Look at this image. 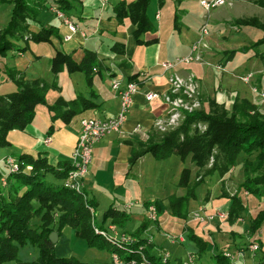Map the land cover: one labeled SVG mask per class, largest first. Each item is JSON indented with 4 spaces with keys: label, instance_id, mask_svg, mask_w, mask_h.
<instances>
[{
    "label": "crops",
    "instance_id": "0c3cea01",
    "mask_svg": "<svg viewBox=\"0 0 264 264\" xmlns=\"http://www.w3.org/2000/svg\"><path fill=\"white\" fill-rule=\"evenodd\" d=\"M42 1L43 10L37 17L38 23H32L29 30L37 33L41 25L57 29L59 36L52 38L50 44L54 48V41L59 42V49L54 50H61L66 53L64 45H73L72 57L75 62L80 61L84 49L93 51L97 57L98 68L92 73L91 80L88 81L81 72L69 74L67 71L60 73L54 80L50 65L46 69L45 74H39L35 78H28L24 73L16 70L14 62L12 65L3 61L1 64V76L3 75V78L6 77L8 83L10 81L5 74V72L7 73L6 69L15 71L18 75L17 78L21 76L25 80H42L50 88H52V83L55 81L56 85H54L53 89L57 90L61 95L57 99L66 102L65 105L55 112H49L46 107L38 106L36 110L39 109L38 112L41 111L40 114L43 117L39 119L35 114L33 122L24 131L9 133L8 140L11 135L12 137H17L18 135L20 142L9 141L12 145H15V148H6L8 152L3 158V162L5 158L11 157V152L13 151L15 155L22 153L42 154L52 165L64 162L70 163L71 154L78 139L76 136L71 145L67 137L70 129L74 128V122L79 124L81 119L89 118L91 114H94V117L105 119L113 118L118 113L119 100L111 90V81L113 79L121 80L122 85L132 80L137 84L138 93L133 97L132 106L125 122L121 126L120 132L109 136L107 141L98 145L94 150L95 155L94 159H92L94 167L92 171L89 170V175L93 176L89 184L94 187L101 185L112 189L115 186V181L122 183L124 180L126 181L130 174L133 176L132 169L147 155L131 165L129 164L131 150L134 149L137 152L138 144L142 140H150L158 134L154 127L155 122L160 119H166L170 112V108L164 102L147 103L144 95L149 92H168V80L173 75L195 79L198 85L201 110L208 111L211 101L230 110L235 100H246L257 106L260 112L261 110L264 111L260 107L261 99L254 97L251 92V88L252 90L261 91L264 87V44L258 45L264 37V0H225L223 5L225 8L222 10L212 15H206V13L201 12V14L197 13L195 16H193L196 12L192 11V2L199 4L200 0L198 2L197 0H151L147 12L148 16L156 24V32L143 36L141 39L143 43L136 42L133 35L136 27L133 24L127 19L118 22L115 18L114 7L116 4L122 1L130 3L134 0H72V15H64L76 25L77 30L74 33L69 31L66 23L55 16V11L58 10L57 0ZM199 7H201L200 4ZM4 9V7L0 6V15ZM239 20H254L256 23L238 25L236 22ZM204 24L207 25V28H210V31H208L207 35L201 36L200 28ZM190 27H195L197 32L192 31ZM183 41H188V43L185 44ZM197 42H201V44L197 54L199 59L195 63L180 64L166 71L161 68V63L172 62L175 58L187 55L191 46ZM230 42L234 43L231 44V47H227L225 44ZM241 43H246L251 48H254L256 54L250 53L249 56H246V58H252L250 66L244 68V72L251 75L250 80L247 79L248 81H246L250 85L243 83L242 88H237V82L232 78V74L242 70L243 63L234 62V68L232 69L230 65L232 64L233 52L241 49ZM44 45L48 46L49 44L21 42L19 48H25V51L29 50L31 53V50L34 51L35 49L40 54L42 50L39 48ZM77 47L81 54L75 58L74 54L78 51ZM229 48H232V50ZM25 51L17 52L20 56H24ZM36 56L39 57L38 55ZM6 60L8 59L6 58ZM115 75H118V78ZM80 79L82 80L81 87L75 89L72 86V88H68L69 92L67 95L63 93V81L69 80L75 84ZM107 81L109 82L108 85ZM47 139H49L48 143H46ZM105 168H107L109 174L103 171ZM234 169L235 167H232L229 173L222 177H217V182L226 181L225 183H227V179L233 176ZM215 176L213 177L215 178ZM208 179L210 181L207 182L205 180L203 185L211 183V177ZM105 183L109 185H105ZM238 191L231 193L221 189L223 196L227 197L234 196ZM86 193L96 203L95 200L99 198V195L94 194L92 190ZM175 195L178 197L184 195L183 189L176 191ZM206 200L210 201L208 197ZM148 202L150 204L157 203L158 205L160 203L145 201L143 202L145 209V204ZM163 203L165 209L159 213L158 226L156 225L157 227H155L157 231L161 232L163 231L160 226L167 223V220L173 219L170 214L168 200L166 199ZM123 206L124 203L122 208L118 209L114 204L109 205V207L119 211L123 210ZM201 206H203L202 203H199L198 207ZM220 217H223V215L220 214ZM162 220L165 221L163 222ZM181 223H185V221L181 220ZM182 233L188 235L190 243V230L188 232V229L183 227ZM247 233L244 237L230 235L228 238L223 239V236L221 238L223 240L220 241L219 245L220 251H217L216 244H211L213 256L218 253H222L225 257L229 255L230 257L227 258L230 259L232 264H248L245 260V257H248L251 264H259L261 253H251L246 250L248 244L251 243ZM257 237L258 235L255 236L254 240H257ZM185 243L186 240L183 236V242L180 245L183 246ZM190 244L196 249L194 243L191 242ZM159 250H161V247L153 245L152 254L156 255ZM262 250H264V247ZM192 257L199 261L196 255ZM171 261L172 263L169 262L170 264H182L179 257H171ZM195 264L202 263L198 262Z\"/></svg>",
    "mask_w": 264,
    "mask_h": 264
},
{
    "label": "trees",
    "instance_id": "16d2710c",
    "mask_svg": "<svg viewBox=\"0 0 264 264\" xmlns=\"http://www.w3.org/2000/svg\"><path fill=\"white\" fill-rule=\"evenodd\" d=\"M56 2L57 11H60L63 17L73 24L64 15H72V0ZM150 3L151 0H134L130 3L122 1L114 7L118 22L127 19L136 27L133 35L137 43H143L141 39L146 34L156 32V24L147 12ZM0 6L9 8L8 19L0 28V58H5L10 51L24 52L25 48H19L21 42L50 45L51 39L59 36L57 29L43 25L37 33L29 30L32 23H38L37 17L43 10L42 0H0ZM236 23L252 25L256 22L239 20ZM260 44H264V37L258 43ZM1 64L0 61V77ZM49 65L54 80L60 73L67 71L69 74L81 72L88 81L98 68L96 54L85 49L79 62H75L71 54L55 50ZM5 74L16 88L12 93L0 96V149L11 147L8 140L9 133L24 131L31 125L38 106H44L49 112H55L66 104L61 99H57L53 105L48 104L46 94L50 86L46 87L42 80H25L21 76L17 78L15 71L14 74L12 72H5ZM52 85L54 88L55 81ZM199 124L205 126L204 131L200 132L196 129ZM157 136L159 139L142 151L131 150L129 164L136 163L145 155H150L157 161L171 157L180 160L184 168L180 173L177 186L185 192L180 197L173 195L168 198L172 217L179 220H185L188 217L189 201L196 200L195 190L205 183V180L199 179L190 187L191 172L186 167V163L203 170L207 174L206 177L210 178L214 175L222 177L235 167L238 161L242 162L244 181L238 187L239 191L230 197L232 200L228 208V220L231 224L238 219L239 213L243 210L240 193L247 192L256 198L264 199V115L257 106L246 100H235L231 109L227 110L211 101L208 111L200 108L192 113H185L184 119L176 128ZM214 147L217 148V156L213 155ZM11 157L15 161L17 170L12 171L4 161L9 172L7 175H0V180H4V185L0 186V264L9 262L13 264H78L72 258L56 257L54 244L49 241L51 233L55 232L59 236V232L65 227L72 228L76 236L85 240L91 247L94 245L100 247L104 243L110 254L115 251L125 252V249H117L103 237L94 234L88 206L83 204L81 196L63 186V180L72 168L71 162L52 165L39 153L12 154ZM209 162L210 168L204 170ZM50 179L61 181L62 184L57 185ZM83 193L86 192L83 191ZM152 204L159 214L161 212L159 205ZM149 205L148 202L145 207ZM53 207L60 208L64 213L56 217ZM127 220L129 215L125 211L118 212L113 207H109L103 213L99 224L95 223L93 228L103 230L107 221H109L108 225L121 226ZM263 223L264 211H260L250 221L245 231L248 232L247 237L251 240L248 246L256 244L258 249L255 253H261L259 264H264V250L260 241L254 238L258 235ZM147 225L144 222L134 232L122 231L118 232V236L125 234L135 239L133 243L135 248L140 244L146 247L147 238L141 239L140 233H143ZM99 239L102 240L101 245L97 243ZM189 239L196 244V257L205 255L210 244L193 232L189 234ZM26 245L38 250L35 261L23 262L17 259L19 249ZM152 250V244L144 249V254L149 260L156 259ZM129 258L130 256L125 257L126 260ZM214 258V264H232L230 259L222 253L214 254Z\"/></svg>",
    "mask_w": 264,
    "mask_h": 264
},
{
    "label": "rangeland",
    "instance_id": "374dc122",
    "mask_svg": "<svg viewBox=\"0 0 264 264\" xmlns=\"http://www.w3.org/2000/svg\"><path fill=\"white\" fill-rule=\"evenodd\" d=\"M198 1L199 0H197V2ZM199 8L200 10L202 9L201 7H199L198 3H195L193 1L192 11L196 12L195 14H193V16L197 15V13L201 14V12L206 13V15H210V14L212 15L216 13L217 11L222 10L225 7L222 5L220 7L212 9L210 12H206L203 9H202L203 11L202 10L200 11ZM8 15H9V8L5 7V9L0 15V28L7 21ZM55 16L58 19H61L65 23V18L63 17L60 11H55ZM190 29L192 31L197 32L195 27H190ZM208 31H210L209 27L207 28V32ZM180 38L182 39V37ZM183 42L185 44L188 43V41L187 42L183 41ZM201 42L198 44L199 46ZM233 43L234 42H230L229 44H225V45L227 47H231V44ZM58 45H59L58 41H54V44H53L54 48L51 45H48V46L44 45L41 48H39L42 50L40 54L35 49L34 51L31 50L32 53L29 52V50L25 51L24 56H20L18 52L11 51L7 53V57L0 58V61L1 63L3 61H6V63H10L12 65L14 62V65L17 71L24 73V75L27 76L28 78H35L39 74H45L46 69L49 67V64H50L48 60H51L52 53H54L55 51L54 49H59ZM235 45L237 46L236 43ZM199 46H198V50H199ZM240 46H241V49L234 50L233 57H232V64L230 65V68L232 69L234 68V65H233L234 62L238 61V62L243 63L242 68H241L242 70H239V72L236 74H232V78H234V80L237 82V88H242L243 83L246 85H250V83L249 82L247 83L246 81H248L247 79H249L251 75L246 74V72H244L245 71L244 68H248L250 66V60L252 58H246V56H249L250 53L256 54V51H254V48H251L250 46H248V44L241 43ZM73 48L74 47L71 44L67 46L66 44L64 45L65 52L71 55H72V52L74 51ZM76 49H78V51H76L74 54L75 58L79 57L81 54V52L79 51V48L77 47ZM229 49L232 50V48H229ZM198 50L196 53H192V54L189 52L187 55L183 57L185 58L191 55L195 61L192 60L189 63H192V62L195 63L197 54L199 52ZM36 55H38L39 57H37ZM42 55L44 56L41 57ZM6 58L8 60H6ZM36 58H39V59H36ZM3 70L5 72V68ZM6 71L12 72V74H14L13 70L8 69ZM2 79L3 81H1ZM181 79L187 80L188 78H181ZM194 82L197 85V82L195 81V79H194ZM106 83L107 85L109 84L108 81ZM44 84L46 87L49 86L46 83ZM63 85H64L63 93L67 95L69 92L68 88L69 87L72 88V86H74L75 89L77 87H81L82 80L81 79L77 80L75 84L74 82L65 80L63 81ZM15 88L16 86L12 81L8 83L6 81V77L3 78V75L1 76L0 96L12 93L15 90ZM196 92H198V85H197ZM251 92L254 97L261 99L260 107H262V109L264 110V87L262 88L261 91L252 90L251 88ZM59 97H61V95L57 92V90L53 88L48 89L47 94H46V100L48 104L53 105L54 102H56V99ZM198 100H199V96H198ZM200 108H201V103H200ZM38 111L39 109L35 111V114L37 115V118L40 119L43 116H41L40 114L41 111L40 112ZM261 112L264 113V111L262 110ZM90 117L91 118L94 117V114H91ZM73 127L74 128L70 129L69 135L67 136L71 145L74 142L76 136L78 138L79 133H80V125L78 124V122H74ZM196 129L202 132L204 131L205 126L199 124L196 127ZM112 134H115V133L105 135L102 139H100L98 142H95L93 144L92 159H94V155H95L94 150L96 149V147L102 144L103 142L107 141L109 136H111ZM157 135L159 134H156L155 136H153L151 142L148 139L142 140L140 144H138L137 152L142 151L149 144L156 142L159 139ZM48 140L49 139L46 140V143H48ZM9 141L17 142V143L20 142L18 140V135L17 137H12L11 135L9 138ZM11 147L15 148V145L13 144ZM7 152H8V149L6 148L0 149V175L1 176L8 174L9 170L7 167L10 168V164L12 160H14L13 157H7L4 160L9 166L6 167L4 165L3 158L6 156ZM11 153L14 154L13 151ZM213 155L214 156L218 155V151L216 147H214L213 149ZM92 159L88 166V173L85 175L84 180H83V183L85 185V186L83 185V188L85 187L84 191L86 192H91L92 190L94 194L99 195V198H96L95 200L96 203H95L94 200L90 198L87 193H82V192L77 193L75 191L74 193L81 196L83 204H85V206H88L89 213L91 216L90 218L91 228L94 234L98 235L97 233H95L93 225L99 224L103 213L107 210L109 205L114 204V206H117V208L120 209L122 208L123 203L124 205L133 204V207L131 208V210L126 212L129 215V220H127L121 226H116V232L126 231L129 233H132L137 229L138 226H140L144 222L147 223L148 225L144 229L143 233H140L141 239L150 238V241L154 246L161 247L162 251H159L161 252V254L162 252H168L170 255V258H169L170 263H172L171 257L172 258L179 257L182 264H195L198 262H201L202 264H214L215 258L213 256L211 244L213 245L216 244L217 251H220L221 250L219 247L221 243L220 241H222L225 238H228V236L235 235L237 237H244L246 235L245 231L248 229L250 221L254 219L260 211H264V199H261V198L259 199L250 193L243 192L241 193V196H240L243 210L239 213L238 219H236V221L233 222V224L229 222L227 209L229 208V205L232 199L230 197L223 196V193H221V189L223 191L227 190L233 193L234 191L235 192L238 191V187L243 183L244 181L243 164L242 162L238 161L237 164L235 165L233 176L227 179V183H225L226 181L217 182L218 176L216 175L215 178L213 176L211 177V183L209 182L205 185H202L201 187H198L195 190L194 193H195L196 200L189 201V211H191L190 214H192L194 211H197V209L199 208L198 204L202 203L203 206L201 207L205 209L204 214L200 215V218H202V220H197V221L192 220L190 218L191 215H188V217L185 220H183V222L185 221V223H181V220H178L177 218L173 217L172 220L169 219L167 220V223L160 226L163 232L157 231L155 229V227L158 226L157 222L155 224L154 223L150 224L147 220V209L144 208L143 202L145 201L160 202L159 203L160 210L162 211L163 209H165L163 202L166 199L168 200L170 196L175 195L176 191L181 190V188L177 186V184L179 183L180 173L184 166L180 162V160L176 157H171L166 160L157 161V160H154L152 156L147 155L145 158L139 161V163H137L135 167L132 169L133 176H131L130 174L128 178L126 179V181L124 180V182L122 183L119 181H115V186H113L114 188L109 189V187H102L101 185H99L98 187H94L92 184H89L91 183L90 179L93 178L92 175L91 176L89 175V170L92 171L94 167ZM212 162H213V159H212ZM210 166H211V163L209 162V165H207L204 170H208ZM186 167H188L191 172L190 187L193 185V183L197 182L199 179L207 180V182L210 181V179L206 177L207 174L203 170H199L189 163H186ZM103 171L109 174V172L107 171V168L103 169ZM50 180L51 182L57 185L62 184L61 181H58L56 179L54 180L50 179ZM3 185H4V180H0V186H3ZM105 185H109V184L105 183ZM183 191L185 192L184 189ZM207 197L210 199V201L206 200ZM52 210L56 217L64 213L58 207H53ZM118 212H121V211L118 210ZM220 214H222L223 217H220ZM205 216H208V218L211 217V219L209 220ZM158 217H159V214H158ZM162 221L164 222L165 220H162ZM107 223H109V221L105 223L103 231H105V233L108 236H112V233L107 229V226H108ZM183 227H185V229H188V232L190 230V233L193 232L194 234L202 237L204 241H207L208 244H210L207 247V252L205 253V255L199 258V261H197L196 258L192 257L197 254L196 244L190 240V243L192 242L195 245L196 249H194V246H192L188 241V235H185L184 234L185 232L182 233ZM167 234L172 237H176L182 234L184 236V239L186 240V243L183 246L176 242L172 243L170 242L169 239L165 237V235ZM223 236L224 238L221 239ZM257 239L260 241L261 245L264 247V223L262 227L260 228V232L258 234ZM97 243L102 244V240L101 239L97 240ZM103 244L100 247L97 245H94L91 247L87 244L85 240L77 237L75 234V231L72 228L65 227L63 228L61 232H59L58 239L56 243L54 244V254L58 258H72L78 264H109L110 253L106 249L107 247L105 246V244L104 245ZM147 245L149 246V244ZM159 252H157V254ZM190 256L193 258L192 261H189ZM37 257H38V250L29 245H26L23 248L19 249L18 255H17V259L23 262L35 261ZM245 260L247 261L248 264H251L250 258L245 257ZM155 261L156 260H154V262ZM156 263H158V260L156 261ZM7 264H13V262H9Z\"/></svg>",
    "mask_w": 264,
    "mask_h": 264
},
{
    "label": "built area",
    "instance_id": "2783aa9c",
    "mask_svg": "<svg viewBox=\"0 0 264 264\" xmlns=\"http://www.w3.org/2000/svg\"><path fill=\"white\" fill-rule=\"evenodd\" d=\"M201 8L206 12H210L212 9L220 7L225 4V0H200L199 2ZM65 23L68 26L70 32L74 33L77 28L75 25L71 24L68 20L65 19ZM207 25L204 24L200 28V35H207ZM68 39V38H67ZM197 42L192 45L190 53H196L198 50ZM199 57L197 55L196 60ZM194 58L190 55L189 57H179L175 58L172 62H163L161 63V68L163 70H170L175 68L180 64H188ZM195 61V60H194ZM95 72V71H94ZM169 91L165 93L160 92H149L144 95V99L147 103H153L155 101L164 102L169 108L170 112L166 119L157 120L155 122V130L158 134L166 133L170 130L176 128L180 122L184 119L185 113H192L200 108V102L198 100L197 85L194 82L192 77H189L187 80H183L176 75H173L169 78ZM111 90L117 96L119 100V111L113 118H99V117H90L81 119L80 133L77 139V142L74 146V149L71 154V164L72 168L68 171L67 176L63 180V186L71 191L77 193H83V180L85 175L88 173V166L92 159V147L95 142H98L105 135L111 133H119L121 126L126 120V117L130 111V108L133 103V97L138 93V87L135 82H127L122 85L121 81L118 79H113L111 81ZM197 97V98H196ZM12 171H16L17 167L12 160L10 164ZM133 207V204H127L123 206V211H130ZM147 220L150 224H155L158 221V213L153 204L147 206ZM205 209L199 207L197 211H194L191 215L192 220H202L200 218L201 214H204ZM208 218V216H205ZM209 220L211 219L208 218ZM107 229L112 233V236H108L105 231L94 229L95 233L103 237L110 245L115 248L125 249V252L119 253L118 251L112 252L110 254L109 264H170L169 258L170 255L168 252H159L155 255V260H158V263L154 260H149L144 254L145 245L140 244L137 247H133L135 239L127 235L118 236L116 232V227L112 224L107 226ZM167 239L172 243L183 242V235L172 237L170 235H165ZM147 244H152L150 238H147ZM148 246V245H147ZM256 244H250L248 250L251 253L257 251ZM126 256H130L129 259H125ZM226 257H230L226 255ZM189 261H192V257H189Z\"/></svg>",
    "mask_w": 264,
    "mask_h": 264
},
{
    "label": "water",
    "instance_id": "95a60500",
    "mask_svg": "<svg viewBox=\"0 0 264 264\" xmlns=\"http://www.w3.org/2000/svg\"><path fill=\"white\" fill-rule=\"evenodd\" d=\"M57 239H58V236H57V234H56L55 232H53V233H51V234L49 235V241H50L52 244H55L56 241H57Z\"/></svg>",
    "mask_w": 264,
    "mask_h": 264
}]
</instances>
